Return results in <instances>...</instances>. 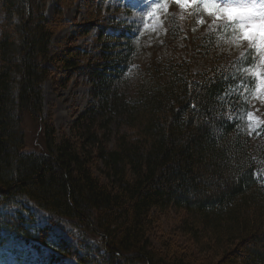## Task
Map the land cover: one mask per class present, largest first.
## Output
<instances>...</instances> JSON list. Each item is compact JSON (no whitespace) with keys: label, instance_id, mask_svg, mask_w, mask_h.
<instances>
[{"label":"trees","instance_id":"obj_1","mask_svg":"<svg viewBox=\"0 0 264 264\" xmlns=\"http://www.w3.org/2000/svg\"><path fill=\"white\" fill-rule=\"evenodd\" d=\"M50 1L0 0V240L34 241L60 254L53 260L82 264H264V124L242 130L235 90L250 62L192 33L189 56L137 63L132 28L96 0L87 4L97 23L81 33L97 29L94 47L56 49L70 0H57L53 16ZM183 33L171 19L167 38ZM120 38L125 52L112 43ZM58 73L87 75L95 98L67 133L45 106ZM27 117L41 150L27 149ZM19 199L69 224L83 251L54 244L21 211L5 214Z\"/></svg>","mask_w":264,"mask_h":264},{"label":"rangeland","instance_id":"obj_2","mask_svg":"<svg viewBox=\"0 0 264 264\" xmlns=\"http://www.w3.org/2000/svg\"><path fill=\"white\" fill-rule=\"evenodd\" d=\"M88 0H70L69 5H64L65 22L57 33L55 38V48L60 49L61 46L75 45L76 47H91L97 35L95 28L91 33L82 35V31L87 27V23L96 22L95 5L89 6ZM102 5V13L113 17L119 22H125V26L132 28L131 41L136 47L137 53L135 60L137 63L147 61L153 56L159 58L168 57H187L190 55L191 48L188 45V37L195 33L199 36H206L214 39V45L221 53L230 55H242L249 51V45L246 42L239 43L234 40L231 30L224 32L217 29L216 25L220 23L212 16L204 13L200 8L189 7L181 9L174 0H160L161 5L158 11L149 17V13L157 8L152 0H96ZM98 4V5H99ZM57 0H51L47 9V13L53 16ZM93 14V15H92ZM175 19L180 24L184 32L174 42L172 38H167V28L171 21ZM203 20V23L199 21ZM97 23V22H96ZM95 23V24H96ZM121 28V29H123ZM99 29V28H98ZM85 31V30H84ZM80 33V34H79ZM82 33V34H81ZM117 31L115 36H119ZM127 35V34H126ZM113 45L125 52V38L120 41L114 39ZM204 52H198L196 68L199 69L205 59L201 56ZM255 57V53L252 54ZM257 63L259 61H256ZM251 67V65L246 68ZM244 68V69H246ZM243 69V71H244ZM245 73V72H244ZM247 79L240 83L235 89L237 95H242L245 100V109L238 115V121L242 130L253 133L264 124V97L257 99L254 96L255 82L249 77L250 74L245 73ZM129 74L124 77H128ZM67 75L58 73L55 78L48 80L45 84V106L46 110L53 115L54 123L59 132L67 133L75 118L85 112L90 105L95 102L92 95V85L87 75L80 76L76 74L72 79L68 80ZM122 78L121 84L126 93H130L131 82L125 83L128 78ZM253 113V119L250 121L248 113ZM26 133V145L28 150L43 149V140L41 138V129L38 123L30 118L24 121ZM21 211L26 220L39 230L49 228V239L54 244H62L68 242L72 246V250H82L79 238L76 237L73 229L65 222L51 223V217L36 205L29 203L25 199H19L17 204L5 209V214H13ZM36 242H26L24 239L16 238L14 241L3 243L0 240V264H4L3 259L8 256V262L15 264L17 259H22L24 264H82L70 257L66 259H52V255L60 257L54 249L48 246L37 248ZM15 253H13V251ZM83 251V250H82ZM86 253V252H85ZM16 259V260H15ZM92 260V259H91ZM89 260V263L92 261ZM9 262V263H10Z\"/></svg>","mask_w":264,"mask_h":264},{"label":"snow or ice","instance_id":"obj_3","mask_svg":"<svg viewBox=\"0 0 264 264\" xmlns=\"http://www.w3.org/2000/svg\"><path fill=\"white\" fill-rule=\"evenodd\" d=\"M183 10L189 7L200 8L204 13L214 18L217 29L224 32L230 29L235 41L246 42L250 47L242 58L247 59L251 67L244 69L250 74V79L255 82L254 96L257 99L264 97V0H174ZM157 5L149 17L158 11L160 0H152ZM203 23V20L199 21ZM255 53V57H253ZM256 61H259L258 63ZM249 120L253 113L249 112Z\"/></svg>","mask_w":264,"mask_h":264}]
</instances>
